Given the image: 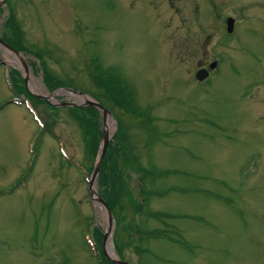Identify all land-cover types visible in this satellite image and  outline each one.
I'll return each instance as SVG.
<instances>
[{
	"label": "rangeland",
	"instance_id": "obj_1",
	"mask_svg": "<svg viewBox=\"0 0 264 264\" xmlns=\"http://www.w3.org/2000/svg\"><path fill=\"white\" fill-rule=\"evenodd\" d=\"M0 40L19 55L0 45V264H97L100 249L119 259L114 219L103 241L106 213L87 192L101 139L90 166L68 113L95 100L92 62L152 117L129 131L130 167L119 158L116 172L138 206L122 200L123 224L168 238L139 242L129 228L122 261L264 264V0H3ZM107 106L113 144L119 111ZM98 172L90 188L103 201Z\"/></svg>",
	"mask_w": 264,
	"mask_h": 264
},
{
	"label": "trees",
	"instance_id": "obj_2",
	"mask_svg": "<svg viewBox=\"0 0 264 264\" xmlns=\"http://www.w3.org/2000/svg\"><path fill=\"white\" fill-rule=\"evenodd\" d=\"M10 45L13 46V44ZM90 67L91 70H89L88 65V75L91 82H93L94 84V88L96 89V93L94 94L95 96L93 95L92 97L102 107L109 109V107L107 106V104L109 103L111 107L113 105L119 111L118 113H114L117 131L113 137V144H107L103 158L100 162L97 177V185L101 188L102 191V193H100L99 195L103 199L104 203L108 207L114 219V250L116 249L115 251L118 255V258L120 260H123L121 255V249L123 247V244L117 243V236L121 234V236L124 237L123 233H125L126 245L131 243L133 238H130L128 236L129 228H132L134 230V233H145L144 237H142L139 242L144 240L146 241L152 238H168L167 230H162L164 232L157 231L158 234L155 235L152 234V231L150 233L149 231L137 229L132 223L123 224L124 219L128 217L131 218L133 214L130 215L124 213L125 208L122 204V200H126L125 202L128 203L134 209L138 206H135L133 199L129 201L131 193L128 189H126V186L123 185L125 183L124 179L122 178V180H120L116 172L118 162L117 160L119 158L122 160V163L126 166V168L130 167V158L126 157L128 155V152H126V150L128 151V148L130 147V145L129 147H127L126 145L129 142V131L134 128L138 130H150L149 126L151 125L152 117H149V110L141 111L137 108L133 98H131L130 95L125 92V88L121 86L119 79L116 77L110 67L101 68V66L97 62H92ZM11 74H13L12 70ZM44 82L48 89H53L58 85H61L59 81L55 82L53 78L48 76L44 77ZM24 96L34 104L45 105L44 101L36 100L29 95H25V93ZM48 107L53 109V107ZM53 110H55V108ZM75 110L78 111L80 114L75 112ZM68 113L69 116L74 120L78 130L80 131L81 140L83 143V151L85 155L84 159L89 162L90 166H92L91 164L93 163L92 161L98 147V142L101 139L100 124L98 122L99 113L96 109L90 106H86L84 108H69ZM110 113L112 114L111 110ZM42 132H45V134H47L48 136L50 135L53 137V135L50 134V130L46 132L45 129H42ZM90 170L91 168L87 166L85 172L89 173ZM149 177L157 178L156 176H152L151 173ZM127 199L129 202H127ZM153 216L154 215H152V213H147L145 215V217L147 218H153ZM161 218L162 217L159 216L156 218V220H160ZM90 236L95 245L98 246V244H100L101 242V236L98 230L93 226L90 227ZM139 242H137V244H139ZM135 248L136 250L140 249L138 245ZM97 264H112L104 257L103 253L101 252V249L99 257L97 258Z\"/></svg>",
	"mask_w": 264,
	"mask_h": 264
},
{
	"label": "water",
	"instance_id": "obj_3",
	"mask_svg": "<svg viewBox=\"0 0 264 264\" xmlns=\"http://www.w3.org/2000/svg\"><path fill=\"white\" fill-rule=\"evenodd\" d=\"M3 3V0H0V4ZM224 25H225V30L227 33H230L232 31V25H233V20L231 18H225L224 20ZM0 45L4 46L5 48H8L10 51H12L14 54L17 55V52L14 51L13 49L9 48L5 43H3L1 40H0ZM216 65V62L212 61L208 64V70H212ZM22 66H23V69L24 71L26 70V64L22 61ZM208 70L207 69H204V68H200V69H197L195 72H194V75H193V78L200 82V81H203L207 76H208ZM65 89V88H64ZM65 90H68V89H65ZM70 91L71 93H74V94H77V95H80V96H83L85 94L81 93V92H76V91H71V90H68ZM41 99H45V97H39ZM59 106L61 107H67V106H72V104H69V103H63V102H60L58 104ZM80 106H90L94 109H96L98 112H99V115L101 117V120H102V127H101V141H100V149H99V153H98V156L93 164V167L90 171V174L88 176V179H87V192H88V196H89V199L91 201H94L98 204H100V206H102L105 210V213H106V217H107V230L105 232V234L103 235V241L105 240L106 238V235L108 234V232L110 231V221H111V215H110V212L108 210V208L106 207V205L104 204V202L98 198L95 193L91 190V184H92V181L94 180V177L96 175V173L98 172V168H99V165H100V162L102 160V157L104 155V152H105V149H106V146H107V143H108V139H109V135L106 133V131L104 130V119L106 117H109L110 116V113L108 110H106L105 108H103L99 103H97L95 100H85L83 102L82 105ZM103 253L105 254L104 250H103ZM107 257V256H106ZM109 261L112 263V264H129L125 261H122V260H119V259H116V260H111L109 259Z\"/></svg>",
	"mask_w": 264,
	"mask_h": 264
},
{
	"label": "flooded vegetation",
	"instance_id": "obj_4",
	"mask_svg": "<svg viewBox=\"0 0 264 264\" xmlns=\"http://www.w3.org/2000/svg\"><path fill=\"white\" fill-rule=\"evenodd\" d=\"M199 13L206 15V14H207V11H204V10H203L202 12H199ZM210 62H211V61H210ZM210 62H208L207 65H201V66H199L197 69L204 68V69H207V70H208L207 67H208V64H209ZM214 68H215V67H214ZM197 69H196V70H197ZM212 70H213V69H212ZM212 70H208V75L210 74V71H212ZM206 79H207V78H206Z\"/></svg>",
	"mask_w": 264,
	"mask_h": 264
},
{
	"label": "bare ground",
	"instance_id": "obj_5",
	"mask_svg": "<svg viewBox=\"0 0 264 264\" xmlns=\"http://www.w3.org/2000/svg\"><path fill=\"white\" fill-rule=\"evenodd\" d=\"M17 56H19L18 54H17ZM208 77V76H207ZM206 77V78H207ZM107 118V117H106ZM106 118L104 119V130L106 131V133L108 134V132H107V125H108V120H106ZM105 124H106V128H105ZM109 135V134H108Z\"/></svg>",
	"mask_w": 264,
	"mask_h": 264
}]
</instances>
